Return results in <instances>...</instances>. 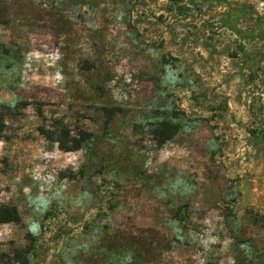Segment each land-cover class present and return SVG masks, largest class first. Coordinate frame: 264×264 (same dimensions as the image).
I'll use <instances>...</instances> for the list:
<instances>
[{"label":"rangeland","instance_id":"rangeland-1","mask_svg":"<svg viewBox=\"0 0 264 264\" xmlns=\"http://www.w3.org/2000/svg\"><path fill=\"white\" fill-rule=\"evenodd\" d=\"M0 264H264V0H0Z\"/></svg>","mask_w":264,"mask_h":264},{"label":"trees","instance_id":"trees-1","mask_svg":"<svg viewBox=\"0 0 264 264\" xmlns=\"http://www.w3.org/2000/svg\"><path fill=\"white\" fill-rule=\"evenodd\" d=\"M43 132V131H42ZM43 134H44V132H43ZM57 142H60L59 140L57 141ZM61 146V148L62 149H65V147L63 146V144L62 145H60ZM78 148V146L76 145V146H74L72 149L73 150H76ZM16 215V214H15ZM13 221V220H12ZM6 222H8V221H6ZM27 252V250L26 249H24V252ZM18 255H20V258H23V256H22V252L20 251V253L18 254ZM24 259H26V257H24Z\"/></svg>","mask_w":264,"mask_h":264}]
</instances>
